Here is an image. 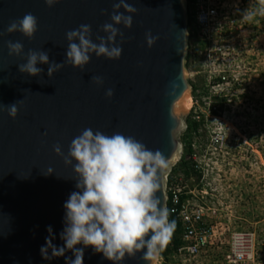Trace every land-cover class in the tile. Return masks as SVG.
<instances>
[{
    "label": "water",
    "instance_id": "obj_1",
    "mask_svg": "<svg viewBox=\"0 0 264 264\" xmlns=\"http://www.w3.org/2000/svg\"><path fill=\"white\" fill-rule=\"evenodd\" d=\"M114 2L59 0L49 8L44 0H0V32L29 12L38 20L31 40L19 32L0 37V104L24 101L18 105L15 119L6 110L0 111V264H65L64 257L45 260L40 254L49 235L48 225L55 234L53 243H64L59 238L63 204L77 190L75 174L54 152L55 144L62 145L66 154L71 140L83 129L92 128L108 135L120 132L134 136L170 158V168L179 159L178 134L185 129L183 117L190 108L185 0H127L138 12L133 15L131 29L117 26L126 37H132L122 45L120 59L91 54L83 71L65 65L49 78L48 65L38 64L44 74L27 76L17 67L26 60L8 55L6 42L19 40L25 53L28 49L48 50L50 61L63 62L68 43L65 33L90 24L95 41L100 25L111 22ZM102 9L108 14L102 15ZM149 31L159 37L151 48L145 41ZM94 75L104 78L103 86L91 82ZM108 88L114 90L111 98L105 95ZM173 91L174 95L168 94ZM49 168L51 175L42 174ZM165 184L163 179L157 193L162 205L167 200ZM145 252L115 262L87 247L83 264H155L157 255L144 260ZM65 256H72V252Z\"/></svg>",
    "mask_w": 264,
    "mask_h": 264
},
{
    "label": "clouds",
    "instance_id": "obj_2",
    "mask_svg": "<svg viewBox=\"0 0 264 264\" xmlns=\"http://www.w3.org/2000/svg\"><path fill=\"white\" fill-rule=\"evenodd\" d=\"M44 2L51 8L59 0ZM137 12L138 9L127 0H116L110 14L111 22L100 25L95 41L90 24H80L68 30L65 33L68 43L63 62L50 61L48 50L28 49L25 53L24 44L19 40L6 42L8 55L26 60L17 67L18 72L27 76L40 77L45 70L37 65L47 64L49 78L65 65L83 71L91 60V54L97 58L118 60L122 55V45L132 37H126L117 26L131 29L133 15ZM101 14L106 15L108 12L102 9ZM256 14L264 15V9L253 13ZM247 16L246 13L245 18ZM37 30V17L29 12L22 18L10 21L6 30L0 32V37L19 32L31 40ZM100 32L106 35H100ZM158 39L150 31L145 33L149 48ZM90 80L97 86L104 84L102 76L94 75ZM176 87L172 85L173 89ZM168 94L174 95V91ZM105 95L111 98L114 90L108 88ZM23 103V99H20L8 105L0 104V111L6 110L15 119L19 112L18 105L22 106ZM53 150L62 157L65 166L72 168L77 190L72 191L63 204L65 215L63 229L59 233V238L64 242L62 245L53 243V228L51 225L46 226L49 235L40 248L43 259L64 257L65 264H83L84 250L91 247L93 252L102 253L106 259L115 262L122 261L126 255L133 257L146 249L143 256L146 260L168 245L176 222L169 219V210L161 204L157 193L162 188L166 170H170V158H166L159 149H149L132 135L126 136L120 132L108 135L92 128H85L75 136L66 154L59 143L53 146ZM52 173L53 170L49 168L42 174L47 176ZM81 244L84 247H77ZM67 251H71L72 256H65Z\"/></svg>",
    "mask_w": 264,
    "mask_h": 264
},
{
    "label": "built area",
    "instance_id": "obj_3",
    "mask_svg": "<svg viewBox=\"0 0 264 264\" xmlns=\"http://www.w3.org/2000/svg\"><path fill=\"white\" fill-rule=\"evenodd\" d=\"M185 5L189 33L186 61L205 69L210 82L219 78L225 84L236 81L232 68L244 65L250 46L258 47L250 39L252 26L259 35L256 39L264 41V15H253L264 9V0H185ZM213 112L215 109L208 107V113ZM206 131L210 147L216 150L222 143L221 128L210 125ZM204 166L208 167L204 159L183 155L181 147L179 159L164 177L165 206L180 224L181 244L171 262L264 264L263 243L255 231L235 230L241 223L232 216L234 206L227 200L228 193L214 183Z\"/></svg>",
    "mask_w": 264,
    "mask_h": 264
},
{
    "label": "rangeland",
    "instance_id": "obj_4",
    "mask_svg": "<svg viewBox=\"0 0 264 264\" xmlns=\"http://www.w3.org/2000/svg\"><path fill=\"white\" fill-rule=\"evenodd\" d=\"M251 29L250 39L258 47L250 46L244 65L232 68L237 80L230 84L220 78L210 82L205 69L186 61L191 106L178 141L183 155L205 160L208 167L204 168L227 191V200L234 206L232 216L241 223L235 230L255 231L264 252V41L256 39L255 27ZM208 107L215 112L208 113ZM210 125L221 128L222 143L216 150L208 143L206 127ZM174 252L169 242L155 264H173Z\"/></svg>",
    "mask_w": 264,
    "mask_h": 264
},
{
    "label": "trees",
    "instance_id": "obj_5",
    "mask_svg": "<svg viewBox=\"0 0 264 264\" xmlns=\"http://www.w3.org/2000/svg\"><path fill=\"white\" fill-rule=\"evenodd\" d=\"M180 167L183 168L184 167L183 164H181ZM184 172L186 173V175L189 174L186 168L184 169ZM169 219L170 220H175V218L173 216H169ZM175 222H176V229L174 231V234H173L172 239L170 240V242L173 244V250L174 251L181 244L180 239H179V235H180V224L176 220H175Z\"/></svg>",
    "mask_w": 264,
    "mask_h": 264
},
{
    "label": "bare ground",
    "instance_id": "obj_6",
    "mask_svg": "<svg viewBox=\"0 0 264 264\" xmlns=\"http://www.w3.org/2000/svg\"><path fill=\"white\" fill-rule=\"evenodd\" d=\"M190 93V92H189ZM190 106H191V101H190ZM237 134V133H236Z\"/></svg>",
    "mask_w": 264,
    "mask_h": 264
}]
</instances>
